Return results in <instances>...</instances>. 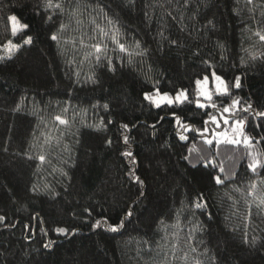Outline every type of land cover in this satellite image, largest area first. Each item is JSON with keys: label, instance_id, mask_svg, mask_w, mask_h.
<instances>
[{"label": "trees", "instance_id": "1", "mask_svg": "<svg viewBox=\"0 0 264 264\" xmlns=\"http://www.w3.org/2000/svg\"><path fill=\"white\" fill-rule=\"evenodd\" d=\"M42 3L0 0V264H264V166L247 167L253 158L264 165V143H256L264 132L255 127L264 118L248 114L251 145L208 153L177 121L199 119L188 102L156 108L143 99L147 89L187 88L195 108V80L212 71L240 76L233 94L242 101L264 98L256 35H264V0H53L63 12L47 14ZM13 14L30 25L33 44L12 36ZM9 40L22 47L9 52ZM97 43L106 45L99 63ZM221 165L229 180L217 185L210 174ZM201 193L207 207L196 209ZM104 220L125 226L113 232ZM58 227L70 231L58 235Z\"/></svg>", "mask_w": 264, "mask_h": 264}, {"label": "snow or ice", "instance_id": "2", "mask_svg": "<svg viewBox=\"0 0 264 264\" xmlns=\"http://www.w3.org/2000/svg\"><path fill=\"white\" fill-rule=\"evenodd\" d=\"M252 0H248V3H251ZM38 7H41L43 9L44 14H47L48 10L50 9H56L58 12H63V7L60 3H53V0H43V3L41 5H38ZM47 21L55 22L53 15H46ZM7 20L12 25V36H17L18 34H23V45H31L33 44L34 40L31 35H29L30 31V25L26 22H22L20 18L13 14L7 17ZM109 24H112V21H108ZM61 29L64 28V25L61 24ZM101 33L104 36H107L108 33L104 32L103 29L100 30ZM118 32V30H117ZM256 35H259L260 40L264 41V35H261L260 33H256ZM51 41L56 42L58 40V37L55 33H52L50 35ZM113 43L117 44L119 50L121 52L126 51L125 45L123 43H120L117 38L116 34L114 33L111 37ZM170 43L176 44V41H171ZM136 46L139 47V42H136ZM11 52L12 49L19 50L22 45L21 44H13L11 40L8 41L6 46ZM96 56L95 59L99 63L101 62L104 54V49H106V45L101 46L100 43H97L93 45ZM194 55H198V53H194ZM10 58V57H9ZM0 59H3V57H0ZM223 59V57H222ZM252 59H255V56L252 57ZM107 66L109 70L115 71L116 69L112 66V61L109 59L107 62ZM212 78L214 81L217 82L216 89H215V95L216 99H213V94L208 92L207 89H201V85L207 84L209 77L205 75L203 77V80L196 79L195 84L197 86V90L200 91L201 96L203 97L205 102H201L199 99L196 101L195 108H191V101L189 100V92L187 88H180L172 89L171 92L174 93V95H170L168 91H165L161 93V90L159 88L155 89V96L160 97V101L166 102L169 106L174 104H185V102H188L185 107L188 109V111L196 113L197 116H199V119H196L195 117L191 118L190 122H183L180 121V118L177 117V121L182 123V126L184 128L185 132L192 133V140H195L197 137L201 138L203 140V143L208 145L209 148L207 150L208 153L211 152L212 148L218 147L222 143H227L231 145H237L240 144L241 141L245 145H251L252 140L254 137L248 135V125L250 123L249 120V113H253L255 116L264 118V98H259L255 102L250 101H242L241 98L236 97L233 94L234 89H241L242 88V79L240 76H234L231 81L226 80L222 75H217L215 71H212L211 73ZM92 77H89V80H91ZM143 99L145 101H148L150 104H153L156 108L161 107L160 101H157L154 99V94L152 89H147L144 91ZM230 99V103L228 102ZM243 104V106H241ZM105 108L108 106L105 105ZM255 108H260V111H255ZM204 111H200V110ZM209 109L215 110V114L213 111H209ZM173 112V115L176 114V109H170ZM185 109L181 108L180 111L183 112ZM55 119L59 121L60 124H67V121L62 119L60 116H56ZM160 120H164V116L159 117ZM111 123V121H109ZM198 124L199 127H196L195 125ZM121 127L125 130L128 129V124H123ZM153 128L156 127V125L152 126ZM256 128H259L261 132H264V123H258ZM224 128H231V132L233 133L232 138H229L227 133L223 131ZM219 129L220 131H216ZM255 131V129H253ZM256 136H260V132L256 133ZM189 136L184 134H179V140L188 142ZM123 142L124 144H128L129 137L127 135L123 136ZM109 144L112 143L111 140L108 141ZM256 143H264V136H260V139L256 141ZM182 147H187V150L189 153H192L195 151V146L188 147L187 143L182 145ZM122 155L131 157L133 153L131 151L123 152ZM251 155V153H249ZM39 160L43 163L45 161V157L43 155L38 157ZM183 159L189 161L191 163L189 156L185 155ZM135 162V161H133ZM198 162H203L205 167H208L209 165L213 164V160L208 157V155H201L198 158ZM258 166H264L261 165L258 160L253 158V163L248 164V169L252 172H255ZM192 167H196V164H192ZM225 173V168L221 165L218 169L217 174H210V178L215 182L217 185H223L225 181L229 180V177L227 175L222 176L221 174ZM232 175H236V173H233ZM136 182L142 184L143 181L140 180V178L136 177ZM255 187V185H253ZM35 191V189H34ZM143 195V193H141ZM261 204H264V199L261 200ZM194 207L196 209H202L207 207V202L203 194H198L197 201L194 202ZM85 212L88 213L90 216L91 213L87 208L84 209ZM134 214L133 210L129 209L126 212L127 217H132ZM250 214V213H249ZM6 220L5 216L0 215V223H4ZM102 221L96 220L93 227L99 228L101 226ZM103 223L107 225L108 229L116 232L119 231L120 228L125 226V221L120 220L118 224L112 225L109 224L107 220H104ZM12 227H15V225H11ZM25 227H28L25 225ZM199 230V226H196V228L193 229ZM43 231V230H42ZM56 233L58 235H67L69 233V229L65 227H58L55 229ZM74 232V230H72ZM191 238V237H190ZM243 243L247 244L249 243L247 236L245 235V238L243 240ZM48 244H45L44 247H48ZM192 251H195V249H192ZM195 264H200V261L197 260Z\"/></svg>", "mask_w": 264, "mask_h": 264}, {"label": "rangeland", "instance_id": "3", "mask_svg": "<svg viewBox=\"0 0 264 264\" xmlns=\"http://www.w3.org/2000/svg\"><path fill=\"white\" fill-rule=\"evenodd\" d=\"M11 28H12V25H11ZM0 56H2V54H0ZM208 77H209L208 83H207L206 85L202 83V85H201L200 87H201V89H207L208 92L214 94V93H215V89H216V84H217V82L214 81V79L212 78L211 75L208 76ZM201 80H203V79H201ZM170 95H174V94H170ZM154 99H156L157 101H160V97L155 96V95H154ZM198 99H199L201 102H205L204 99H203V97L201 96L200 91H197V98H196V101H197ZM160 103H161V104H165L166 102H164V101H160ZM166 104H167V103H166ZM216 131H220V130L217 129ZM223 131L227 133V135H228L229 138H232V136H231V134H230L231 131L227 130L226 128H224Z\"/></svg>", "mask_w": 264, "mask_h": 264}]
</instances>
